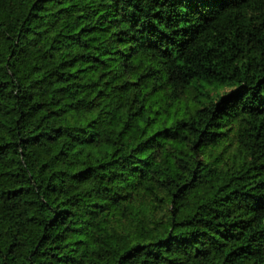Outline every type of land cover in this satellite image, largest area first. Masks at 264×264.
<instances>
[{
  "label": "trees",
  "instance_id": "16d2710c",
  "mask_svg": "<svg viewBox=\"0 0 264 264\" xmlns=\"http://www.w3.org/2000/svg\"><path fill=\"white\" fill-rule=\"evenodd\" d=\"M0 264H264V0H0Z\"/></svg>",
  "mask_w": 264,
  "mask_h": 264
}]
</instances>
